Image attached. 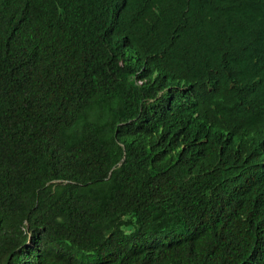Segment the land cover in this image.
<instances>
[{"label":"trees","instance_id":"trees-1","mask_svg":"<svg viewBox=\"0 0 264 264\" xmlns=\"http://www.w3.org/2000/svg\"><path fill=\"white\" fill-rule=\"evenodd\" d=\"M187 1L0 0V264H264V127L181 90L211 45L234 87L264 49Z\"/></svg>","mask_w":264,"mask_h":264},{"label":"clouds","instance_id":"clouds-1","mask_svg":"<svg viewBox=\"0 0 264 264\" xmlns=\"http://www.w3.org/2000/svg\"><path fill=\"white\" fill-rule=\"evenodd\" d=\"M229 2L232 3L229 7L241 10L235 18L247 28L242 41L247 45L264 49V24L260 28H255V21L260 14L264 15V0H221V7L225 8ZM191 6L193 7V4ZM191 9L185 23L191 15ZM232 29V22L228 21L221 28V32H229ZM234 62L235 54L229 44L211 45L201 64L193 70L187 82L181 86V90L186 92L190 107L191 101L198 96H203L205 100H208L226 90H231L258 115L259 126L264 127V55L256 63L249 80L239 87H234L230 82ZM229 124L226 123L223 128L227 134ZM203 128L205 130L214 129L213 127ZM212 140L217 141L219 151L222 141H219L218 131L214 130ZM259 188L264 198V174L261 175ZM261 224L264 225V208Z\"/></svg>","mask_w":264,"mask_h":264},{"label":"bare ground","instance_id":"bare-ground-1","mask_svg":"<svg viewBox=\"0 0 264 264\" xmlns=\"http://www.w3.org/2000/svg\"><path fill=\"white\" fill-rule=\"evenodd\" d=\"M133 1V0H132ZM141 2V1H140ZM164 2H165V0H164ZM134 3V2H133ZM156 3V2H155ZM150 5V4H149ZM141 6V5H140ZM170 7V6H169ZM171 8V7H170ZM173 8V7H172ZM128 12V11H127ZM145 12H146V10H145ZM154 12V11H153ZM122 13V12H121ZM159 22V21H158ZM167 27V26H166ZM163 29V28H162ZM154 32H156V31H154ZM183 32V31H182ZM164 33V32H163ZM162 33V34H163ZM166 33V32H165ZM153 34V33H152ZM183 34V33H182ZM165 35V34H164ZM185 38V37H184ZM190 38V37H189ZM185 41V40H184ZM188 42V41H187ZM169 43V42H168ZM166 62V61H165ZM167 64V63H166ZM179 70V69H178ZM178 72V71H177ZM175 73V72H174ZM185 78H186V76H185ZM248 78V77H247ZM244 149V148H243ZM242 153V152H241ZM236 156V155H235ZM241 156H242V154H241ZM241 156H240V158H241Z\"/></svg>","mask_w":264,"mask_h":264}]
</instances>
